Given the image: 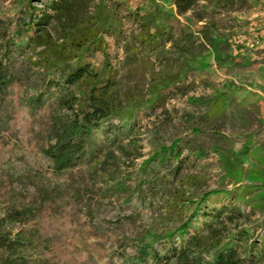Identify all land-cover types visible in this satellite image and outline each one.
Listing matches in <instances>:
<instances>
[{
	"label": "rangeland",
	"instance_id": "obj_1",
	"mask_svg": "<svg viewBox=\"0 0 264 264\" xmlns=\"http://www.w3.org/2000/svg\"><path fill=\"white\" fill-rule=\"evenodd\" d=\"M27 4L0 0L5 22L0 45L11 38L17 18L28 19ZM45 4L30 2L37 9ZM79 7L70 19L46 25L49 47L71 64L109 65L105 75L121 106L118 118L95 131L94 142L100 146L118 138L108 151L113 155L103 151L89 167L82 164L54 176L48 161L23 144L28 114L18 107L10 123L16 150L1 159L2 167L13 176L28 173L58 186V193L80 188L79 224L64 237L92 263L131 264L137 245L162 254L159 238L182 224L208 192L216 193L200 205L188 232L204 230L211 220L202 215L205 210L232 206L242 217L227 229L232 232L236 224L234 233L247 232V246L256 244L242 256L249 260L264 252V1L198 0L182 15L173 0H88ZM34 28L14 42L27 45ZM82 31L101 41L75 62L67 43ZM49 53L37 48L12 55L9 64L22 80L21 91L34 79L35 64H44ZM28 64L32 71L26 72ZM53 100L45 104L56 107ZM174 141L181 149L178 160L141 165L156 153L162 156L161 148ZM119 145L125 147L123 154ZM181 200L188 202L183 208Z\"/></svg>",
	"mask_w": 264,
	"mask_h": 264
},
{
	"label": "trees",
	"instance_id": "obj_2",
	"mask_svg": "<svg viewBox=\"0 0 264 264\" xmlns=\"http://www.w3.org/2000/svg\"><path fill=\"white\" fill-rule=\"evenodd\" d=\"M26 1L31 10L28 19L25 20L23 14L17 18L16 30L11 38L0 45V161L4 156L9 158L14 155L16 141L10 133V123L17 117L16 108H23L28 114L22 136L23 144L33 154L45 158L49 163V171L60 177L79 165L89 167L94 164L103 151L104 154L113 155L108 151L117 143L118 138L96 146L94 133L100 129L102 122L118 118L121 103L114 93L113 81L105 75L108 64L93 66L86 60L82 64L76 62L84 59L90 45L97 39L101 41L100 38L91 39L93 35H86L82 31L67 43L73 48L76 64L65 61L61 51L55 52L49 47L50 37L46 25L53 20L70 19L72 13L79 11V6L88 3V0H47L42 9L30 6L31 0ZM197 2L173 0V5L177 14L182 15L191 11ZM4 23L0 19V27ZM94 24H99V20H94ZM32 25L35 27L34 35L29 38L28 44L22 46L15 43L14 38L20 37ZM37 48L42 53L45 50L50 53L44 58V64H35L36 70L32 71V64H28L26 72L32 71L34 79L29 80L28 84L24 83V90L21 91L22 80L13 75L11 69L14 64L9 63L12 55ZM15 88H20L19 92H13ZM26 88L31 92H27ZM50 99H54L56 107L54 103L45 104ZM120 145L117 149L123 154L125 147ZM160 152L162 156L156 153L141 165L147 167L158 159V163L165 166L171 159L178 160L181 149L178 142L174 141L170 146L161 148ZM2 162L0 264H96L89 257L80 256L78 252L76 254L64 237L71 236L74 227L79 224L80 188L68 186L58 193L55 190L58 186L51 188L47 182H40L28 173L13 176L7 168L2 167ZM170 175L176 176L171 172ZM213 193L216 192L205 193L182 224L159 238L164 247L162 254L137 245L133 247L131 264L264 262V252H256L249 260L242 256L247 251L250 253L256 244L248 247V233L240 231L235 234L236 224L232 232L227 229V224L242 217L232 206L223 205L219 209L205 210L202 215L211 220L205 224L204 230L193 234L188 232L193 219L201 212L200 205ZM187 203V200H181L179 208ZM60 227L64 228L65 235L59 232ZM236 241L243 243V246L236 244ZM109 262L113 264L112 260Z\"/></svg>",
	"mask_w": 264,
	"mask_h": 264
},
{
	"label": "crops",
	"instance_id": "obj_3",
	"mask_svg": "<svg viewBox=\"0 0 264 264\" xmlns=\"http://www.w3.org/2000/svg\"><path fill=\"white\" fill-rule=\"evenodd\" d=\"M260 1H264V0H260Z\"/></svg>",
	"mask_w": 264,
	"mask_h": 264
}]
</instances>
